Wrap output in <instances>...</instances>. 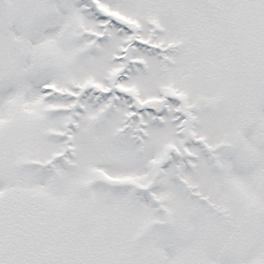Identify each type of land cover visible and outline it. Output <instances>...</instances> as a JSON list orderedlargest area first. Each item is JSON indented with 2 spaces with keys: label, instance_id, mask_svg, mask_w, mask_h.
I'll return each mask as SVG.
<instances>
[{
  "label": "snow or ice",
  "instance_id": "6c2138e0",
  "mask_svg": "<svg viewBox=\"0 0 264 264\" xmlns=\"http://www.w3.org/2000/svg\"><path fill=\"white\" fill-rule=\"evenodd\" d=\"M0 264H264V0H0Z\"/></svg>",
  "mask_w": 264,
  "mask_h": 264
}]
</instances>
